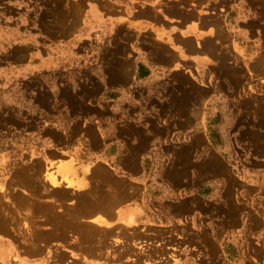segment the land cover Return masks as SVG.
Returning a JSON list of instances; mask_svg holds the SVG:
<instances>
[{
    "label": "crops",
    "instance_id": "obj_1",
    "mask_svg": "<svg viewBox=\"0 0 264 264\" xmlns=\"http://www.w3.org/2000/svg\"><path fill=\"white\" fill-rule=\"evenodd\" d=\"M122 2L126 4L105 10L108 25L96 38L81 41L79 49L74 46L75 50L66 56L54 52L48 56L46 68L12 82L16 95L28 92L25 102L15 96L12 107H40V114L28 116L25 123L39 127L28 129H32V138L41 139L40 160L45 171L53 160L59 168L60 160H66L62 157L65 152L70 148L74 153L81 145L94 157L93 169L103 168L110 173L107 193L113 196L116 191V196L122 192L120 188L127 191L128 195L114 208L112 219L118 218L119 211L122 216H133L134 224L125 226L142 233V241H150L149 237L164 242L172 236L184 239L190 252L173 263L258 264L251 255L260 249L254 236L264 231V210L259 209L257 199L242 198V184L232 173L256 171L261 182L254 186H264V146L258 140L263 136L258 137L256 131L242 136L243 132L226 130L227 124L234 122L256 125L258 98L249 83L253 67H244L242 72L236 66L237 60L226 62L236 44L219 7L206 14L171 0H136L131 2L132 7L128 0ZM67 24L68 28H76L78 21ZM241 74L248 77V84L240 82ZM35 77L43 82L26 85V89L24 85L16 86ZM157 88H168V97H156ZM33 94L38 98L31 99ZM218 113L223 125L219 136H214L206 122ZM16 118L12 117L14 121ZM251 126L248 131L255 128ZM246 139L253 143L247 144ZM241 146L248 149L242 150ZM209 153L217 164L231 171V198L224 192L222 196L229 184L216 178L199 177L190 185L174 177L173 171H183ZM179 178L185 180L183 175ZM53 185L51 189L65 186L64 190L73 192L86 189L68 183ZM74 197L62 201L49 195L46 201L72 203ZM188 198L193 204L185 210L183 203ZM219 198H223V205L217 204ZM186 234H200L201 243H189ZM206 235L210 236L207 242ZM227 237L236 241L240 258H227ZM208 239L215 243L210 244ZM18 253L25 252L12 241V248L3 247L5 257L0 258V264L32 263L18 261Z\"/></svg>",
    "mask_w": 264,
    "mask_h": 264
},
{
    "label": "rangeland",
    "instance_id": "obj_2",
    "mask_svg": "<svg viewBox=\"0 0 264 264\" xmlns=\"http://www.w3.org/2000/svg\"><path fill=\"white\" fill-rule=\"evenodd\" d=\"M133 1L136 2V0H128L129 6L132 7L131 2ZM171 1L183 4V7L190 5V7L198 8L206 14H210L213 7H219V10L225 14L226 27L230 35L234 37L233 40L236 44L235 52H231L230 58L226 62L237 60L236 66H240L242 72L244 67L247 70L253 67L251 80L249 81L246 75L241 74L240 82L248 84L249 81L252 93L258 98V127L256 130L252 129L248 131V133L256 131L258 137L263 136L262 138L259 137L258 140L264 146V0ZM100 2L101 0H0V258L5 257L2 255L3 247L12 248L13 241L25 252L24 255L17 254V260L25 259L23 260L24 263L32 261V263L30 262L31 264H38L37 261L44 260L47 262L46 264H72V260L76 259L78 261L77 264H95L96 262L97 264H110L108 262H101L86 248L94 247L98 241H101L100 238L104 239L105 237L101 235L102 232L96 233V231L90 228L88 230L86 225L80 227L81 223H76L74 227L66 226V228L60 223L62 219L69 223L72 222L68 218L71 216V209L76 200H72L73 203H70L71 200L69 197H66L67 200H70L69 202L67 200L64 203L59 202V204H55L56 206L54 205L55 202L49 203L53 206L52 210L55 212L50 213L49 216L48 212L52 211H49L47 207L48 210L44 209V205H48L46 198L49 195L46 194L45 196L43 194V196L33 191L32 187H24L26 182L34 184V182L39 180L40 184L43 183L47 189H51L54 186L51 181L52 178L47 176H51L50 173L54 171L56 175H62H57V178L62 177L63 183H67L70 180L68 184H73L74 186L78 185L80 179H86L90 182L91 163L94 157L91 158L92 156L88 155L87 151L81 148V145H77L74 153L69 148L64 156H62L66 160H60L59 171L56 172L57 162L53 160L51 167L54 171H51L50 167L47 173L43 162L40 160L41 139L32 138V129H28L29 127H35L36 129L38 125L25 123L28 116L40 114V107H24L26 104L12 107V99L15 96L17 99H21V102H25V93H28L17 92L16 95L12 92V82L16 77L18 79L25 78V76L29 77L39 72L42 68H46L48 56H52L54 52L59 51L64 54L63 56H66V53H71L75 50L74 46L78 50L81 41L94 39L97 37V34L104 31L105 25H108L105 17L106 9H109L111 5L119 6L126 4L122 0H103L102 3ZM74 19L78 21L77 27L68 28L67 23H72ZM64 60L67 61V59ZM41 79L36 77L29 78L28 80H24L23 82L25 83L23 84L17 82L16 86L24 85L23 89H26V85L30 87L43 82ZM44 80L46 82V79ZM154 94L158 98H167L169 89H159ZM37 96L38 94H33L30 98L37 99ZM213 109L215 108L213 107ZM160 113L166 112L160 111ZM14 116L17 117L16 121L12 119ZM222 125V115L219 113L212 116L209 122H206L210 134L214 136H219L218 131H220L219 129L222 128ZM227 125L226 130L233 132V134L243 132L241 133L242 136L250 135L245 128L246 125L248 127L251 125L249 126L244 121L229 123ZM253 126L256 125H252L251 127ZM249 141L253 143L252 139L244 140L247 144ZM232 147L234 146L232 145ZM241 149L247 150L248 148L241 146ZM72 156L74 157L72 158ZM68 159L70 161L73 159V163L75 164L67 166ZM39 163L41 164V168L39 173L36 174L38 178H35L31 171L34 169V165ZM243 166L249 167L247 164H243ZM65 167L66 169H64ZM102 169L97 168V175H93V179H97L96 181L99 183L102 181L99 180L102 179L100 176V170ZM45 173L50 175H45ZM232 174L242 184L240 189L242 198L247 199L251 197L253 201L257 199L259 209L264 210V186H254L261 182L259 173L246 169L235 171ZM188 178L186 177V179ZM92 181L94 182V180ZM28 186L31 185L29 184ZM15 196L17 198L26 197L31 201L27 204L28 206L23 203L20 206ZM56 196L58 197H53L63 199L61 195L57 194ZM220 198L217 202L218 205L224 202L223 198ZM42 203L45 204L42 205ZM40 205H42L41 208ZM58 208L61 209L60 215L57 213ZM56 214L59 217H56L54 220L50 219ZM14 217L16 218L12 220ZM73 218L76 220L75 217ZM79 220L87 222V219L79 218ZM29 225H31L32 229L28 228ZM91 225L100 226L97 223H91ZM118 225H121V223ZM94 226L92 227L94 228ZM121 226L126 227L123 223ZM114 228L117 229L116 227ZM183 228L185 227L183 226ZM122 229H127L128 232L130 230L135 231V229H129L128 227ZM60 230L61 232H59ZM48 232H53L51 234L52 239L50 238L51 241L49 238L48 240L47 237H44ZM56 232L62 234L65 238L55 235ZM122 232V235L113 234V237L108 236L106 242L109 241L113 248L119 247L121 249L127 245L138 253L141 251L140 255H142V251H145V249L155 252L162 245L166 247L164 253H155L153 261L146 260L145 254L141 257L139 264H176L173 263L175 259L182 261L186 253L190 252L185 247L184 239L179 236L177 240H175V236L169 237L171 239L170 241L167 240V242L155 237L151 239L149 237L150 241H142L143 236H140L141 238L136 240V237L132 236L130 232L127 235H125L126 230ZM189 235L186 234L184 238L190 243ZM254 239L256 241L255 245L260 249L256 253H252L251 257L258 264H264V261L262 263V259L264 258V231L255 235ZM151 246H153L152 249H150ZM157 246L158 248H155ZM41 247L40 251L39 248ZM224 247L227 251V258L232 260L240 258L241 251L236 241L227 237ZM174 252L178 256H173ZM60 253L63 254V258H61ZM58 255L60 258H58ZM127 255L125 254L124 259L115 264H134V254L128 255V257ZM54 256L59 259L58 262L54 260ZM76 257L79 258L77 259Z\"/></svg>",
    "mask_w": 264,
    "mask_h": 264
},
{
    "label": "bare ground",
    "instance_id": "obj_3",
    "mask_svg": "<svg viewBox=\"0 0 264 264\" xmlns=\"http://www.w3.org/2000/svg\"><path fill=\"white\" fill-rule=\"evenodd\" d=\"M257 122H256V126L254 128L255 130L258 127L257 126L258 125ZM38 129H39V127H38ZM245 130H247V133H248V130H249L248 125H246ZM254 132L252 131L253 134H254ZM248 134H250V133H248ZM256 135H258V134H256ZM73 157L74 156H72V158ZM214 159L215 158H213V156L211 155V153H209L207 155H204L202 157V159H198V162L197 161H193L192 163H190V165H188L184 170H183V168H180L183 171H181V170L173 171L175 173L174 177L177 176L176 181L178 179L179 181H186V182H188V184L193 185L199 179V177L216 178V179H218V180H220L222 182L224 181L226 184H229V185H226L225 188H224V190L222 191V196H223V192H224V194L227 197H230L231 198L232 197V194H233L232 193L233 192L232 183H230V181H232L231 180L232 178L230 179L231 171H229V169L226 166H222L220 164H217V162H215ZM74 160H75V158H74ZM74 164L75 163H73V159H72L71 161L69 160L67 166H72ZM57 166L58 165H56V167ZM48 167H49V165H48ZM50 167H51V165H50ZM40 168H41V164L40 163L34 165V169H32L31 172H33L35 178H38L36 174L39 173ZM51 169H52V167H51ZM57 169H56V171H57ZM64 169H66V167ZM51 171H54V170L52 169ZM58 171H59V169H58ZM90 172H91L90 177L92 178L90 180V182H88L86 179H80L79 182H78V185L77 186L74 185L75 188L76 187L86 188L85 190H83V192H78V191L77 192H73V191H69L68 188H70V187L67 188L68 190H64L63 188L65 186L64 187H61L62 189H60V188H58V189H47L46 185L43 184V183L40 184L39 180L36 181V182H34V184H32V182H26L25 185H24V187L25 188L26 187H32V190L33 191H35L36 193L41 194V195L44 194L45 196H46V194L47 195H50L51 194V195H53L55 197H58V196H56L58 194V195H61V197L63 199H66V197H69V199H70V197L75 196L76 197V201H75V203H73V201H72V203H73V207L71 209L72 210V213H71V216L68 218V220H72V222L69 223V222H67V221H65V220L62 219V221L60 223H62V226L65 227V228H66V226L74 227V225L76 223H81L80 224V227L86 225L87 228H88V230L90 228L91 230L96 231V233L97 232L98 233L99 232H102L101 235L104 236L106 239L105 238L104 239L100 238L101 241H98V243L96 244V246H94V247H92V246L91 247H86L88 249V251H90L91 254L95 255L97 257V259L101 260V262H104V263H107L108 262L110 264H112V263L115 264L117 262L122 261L124 259V257H125V254L126 255L128 254L129 256H131V255L134 254V257H135V258H133L134 264H139L141 257H143L145 254H146V260H152L153 261V257L155 255V253H162V252L164 253L165 250H166V247H164L163 245H162V247L160 249L157 247L158 249H156L157 251H155V252H153L151 250L148 251V249H145V251H142V255H140L141 251L138 253L135 249L133 250L130 247H128L127 245H125V247L124 248H121V249L118 247L119 248L118 249L115 246H114L115 248H113V246L111 245V243L109 241L106 242V240L108 239V236H112L113 234H115V235H117V234L122 235V233H123L122 231L123 230L124 231L126 230L125 235L129 234V232H130L132 234V236L136 237V240L137 239L139 240L141 238L140 236H143V235L138 230L129 231L128 232L127 229H122V228H126V227H122L121 225H118L120 223H123L124 225H128V226L134 224V222H135L134 220L135 219L133 218V216L131 218L127 217V215L126 216H124V215L122 216V212L119 211L118 218L115 219V220L112 219V217H114V208H116L117 205L120 204L121 201H123L124 197H126V195H128L127 194V191L125 192L124 188L123 189L120 188L122 192H120L119 195L114 196L116 194V191H115L114 195L113 196L111 195L112 196L111 197L110 194L107 193L108 190L105 189L106 188V184H104V183H106V180H110L111 179L110 173L108 171H106V170H103V169L100 170V176L102 177V179H99V180L100 181L102 180V181H101V183H99L98 181H96L97 179H93V175H97L96 174V170L92 168V170ZM47 173H45V175H50L51 174V176H47V177L52 178L51 181L53 182V184H55V186L62 185V183H63L62 181L63 180L60 179V178L59 179L57 178L58 177L57 175H60V174H57L56 175L55 174V171L54 172H51L50 174H47ZM181 175L184 176L185 180H181V178H179ZM186 177H189V178L186 179ZM88 180H89V177H88ZM92 180H94L93 183H92ZM68 181H70V180H68ZM68 181H67V183H68ZM115 181H117V180H115ZM108 183H109V181H108ZM112 183H115V182H112ZM29 184L31 186H28ZM65 185H67V184H65ZM110 185H112V184L110 183ZM67 186H69V185H67ZM72 186H73V184H72ZM113 186L115 187V184ZM113 186H111V187H113ZM117 186L118 185H116V187ZM82 188L81 189L79 188V190H82ZM118 189H117V191H120ZM48 193H50V194H48ZM129 195H130V193H129ZM53 196H51V197H53ZM63 199H62V201H63ZM183 199H185V198H183ZM17 201H18L19 205L21 203L27 205L28 203H30L29 201H31V200L27 199L26 197H22V198L21 197H18L17 198ZM45 203H46V201H45ZM45 203H42V205H44ZM213 203H216V202H212V204ZM55 204L56 203H54V205ZM183 204H184V207H186L185 210L191 209V206L193 204V199L192 198H188V199L185 200V202ZM42 205H40V208H41ZM49 205L50 204H48V206ZM44 206H43L44 209H47L48 208V206H46V205H44ZM178 206H179V203L175 205V210L178 209ZM50 208H48V209L50 210ZM58 213H60V212H58ZM59 215H57V214L55 216L53 215L52 218H50V219L54 220V219H56V217H59ZM73 217H75L76 220H74ZM78 217L79 218H83L84 220L89 219L91 217L90 219H92L95 223L99 224L100 226H97L96 227L94 225H91L90 221H88V220H86L87 222H85V221L82 222V221L79 220ZM15 218L16 217H14L12 220H14ZM122 219H123V222H122ZM16 222H18V221H16ZM92 226H94V228ZM119 226H120V228H119ZM114 227H116L118 230L115 229ZM28 228L29 229H32L31 228V225H29ZM59 232H61V230ZM52 233L53 232H48L47 233L48 235L45 234L44 237H47V239L48 238L49 239L50 238L52 239V237H51V234ZM55 235L59 236L60 238L61 237L62 238H65V236H63L62 234H58V232H56ZM207 237L210 238V236H208V235H207ZM207 237H205L206 238V242H207ZM201 238H202V236L200 234H198V235H195V234L189 235V240L191 242L192 241H196V242H198L200 244L201 243ZM51 239H50V241H51ZM208 241H209L210 244H214L215 243L214 240H212V239H208ZM124 242H125V240H124ZM76 244H74V245H76ZM141 248H143V247H141ZM41 249H42V247L39 248L40 251H41ZM128 255H127V257H128ZM60 256H61V258H63V254L62 253H60ZM60 256L58 258H60ZM173 256H178V254L177 253H173ZM54 258H55L54 260H56V262H58L59 259H57L56 256H54ZM76 258L78 259L79 257H76ZM77 263H78V261L76 259L75 260H72V264H77ZM95 264H97V262Z\"/></svg>",
    "mask_w": 264,
    "mask_h": 264
}]
</instances>
